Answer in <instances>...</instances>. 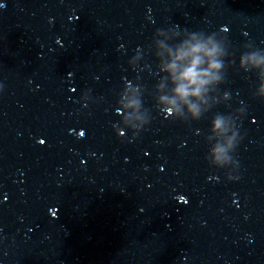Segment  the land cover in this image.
Listing matches in <instances>:
<instances>
[{"label":"water","instance_id":"water-1","mask_svg":"<svg viewBox=\"0 0 264 264\" xmlns=\"http://www.w3.org/2000/svg\"><path fill=\"white\" fill-rule=\"evenodd\" d=\"M158 29L226 38L227 102L196 121L160 112ZM247 44L264 49V0H0V264H264V99L239 68ZM140 97L151 120L134 137L118 124L141 122ZM239 109L228 181L206 136Z\"/></svg>","mask_w":264,"mask_h":264},{"label":"clouds","instance_id":"clouds-1","mask_svg":"<svg viewBox=\"0 0 264 264\" xmlns=\"http://www.w3.org/2000/svg\"><path fill=\"white\" fill-rule=\"evenodd\" d=\"M163 33L172 34V47L158 44L157 37ZM177 40V43H173ZM152 47L159 61V71L166 74L157 83L154 98L156 107L167 118L181 122L200 120L217 103L227 102L230 99L228 92H224L222 96L217 95L218 86L225 80L227 68L234 63L231 59L227 64L225 63V58L231 53L223 35L216 32L205 34L203 31L177 32L174 29H158L154 33ZM245 49L247 50L239 57V68L245 72H256L259 85L253 95L264 99V49L254 48L251 44L245 45ZM165 52L167 60L164 59ZM138 53H140L139 49L137 54L128 61L129 66L137 72L141 70L137 62ZM141 59L142 56L139 57L140 61ZM126 91L125 84L118 94V107ZM131 103L138 110L143 109L140 113L141 122L138 125L129 126L121 118L118 125L120 128L132 131L133 136L137 137L150 123L151 117L148 109L143 108L142 97L132 100ZM201 105L207 106L202 108ZM167 111H171L172 115L168 116ZM242 114L243 109L230 115L215 114L210 122L209 134L206 136V142L210 147L205 159L210 166L226 170L225 176L228 181L239 179V175L236 174L239 163L234 158V154L243 138L236 125V120ZM113 127L118 138L124 135L118 130L117 125ZM83 136L84 133L80 132V137ZM40 143L43 144L44 141Z\"/></svg>","mask_w":264,"mask_h":264}]
</instances>
